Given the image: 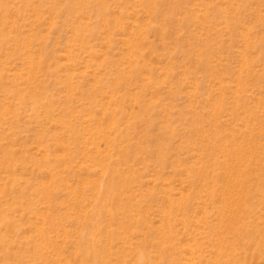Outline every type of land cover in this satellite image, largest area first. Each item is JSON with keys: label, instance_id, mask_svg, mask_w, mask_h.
Wrapping results in <instances>:
<instances>
[{"label": "rangeland", "instance_id": "374dc122", "mask_svg": "<svg viewBox=\"0 0 264 264\" xmlns=\"http://www.w3.org/2000/svg\"><path fill=\"white\" fill-rule=\"evenodd\" d=\"M0 264H264V0H0Z\"/></svg>", "mask_w": 264, "mask_h": 264}]
</instances>
